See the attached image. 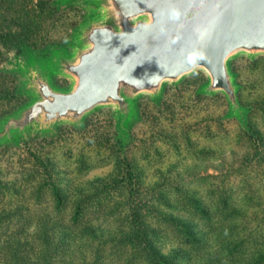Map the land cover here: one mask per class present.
<instances>
[{
  "label": "trees",
  "instance_id": "1",
  "mask_svg": "<svg viewBox=\"0 0 264 264\" xmlns=\"http://www.w3.org/2000/svg\"><path fill=\"white\" fill-rule=\"evenodd\" d=\"M61 19L56 0H0V65L10 51L40 50L54 33H67ZM17 89L13 76L0 70V119L27 103ZM173 95L140 112L136 126L147 127V135L137 138L131 131L127 144L117 132L111 136L87 120L81 131L63 127L98 138L92 150L98 157L107 153L114 163L106 177L80 182L52 157L28 151V158L17 163L19 178H0V264H264L260 187L253 191L244 180L239 202L234 185L226 183L231 173L255 171V156L258 165L264 164V136L248 118V130L240 128L237 137L240 154L231 150L225 160L204 144L227 139L223 130L219 133L222 124L236 121L200 116L196 109L213 106L219 95L193 94L192 107L182 117L185 111L176 113L170 101ZM181 153L198 164L215 163L218 174L196 176L186 184V173L159 167L166 155ZM66 159H74L63 164L74 166L68 168L79 170L78 175L91 166L85 154Z\"/></svg>",
  "mask_w": 264,
  "mask_h": 264
},
{
  "label": "water",
  "instance_id": "2",
  "mask_svg": "<svg viewBox=\"0 0 264 264\" xmlns=\"http://www.w3.org/2000/svg\"><path fill=\"white\" fill-rule=\"evenodd\" d=\"M60 8L79 1L91 14L75 31L71 53L51 49L46 60L32 52L12 65L19 92L30 100L0 119V148L25 138L52 137L62 126L83 130L85 120L113 110L117 137L131 140L140 120L138 100L159 105L167 86L196 72L206 77L196 94L222 95L228 111L248 130V109L238 98L232 60L264 58V0H56ZM206 56L193 71L184 57ZM54 77L69 81L57 87Z\"/></svg>",
  "mask_w": 264,
  "mask_h": 264
},
{
  "label": "rangeland",
  "instance_id": "3",
  "mask_svg": "<svg viewBox=\"0 0 264 264\" xmlns=\"http://www.w3.org/2000/svg\"><path fill=\"white\" fill-rule=\"evenodd\" d=\"M57 8L61 11L62 14L60 25L62 26V29L67 33H62L60 30L59 32L54 33L52 41L45 43V45L41 47L40 50H32L22 47L19 50L15 49L13 51H10L9 53H7L5 61L0 65L1 71L13 76L18 89L20 85V78L17 74L10 72L12 65L17 62H24L26 60L25 53L27 52H32L42 60H46L48 58L49 51L51 49H59L67 53H71L72 49L70 48V41L72 39L74 31L88 17L91 16L90 12L79 1L73 2L72 4L64 8H60L57 5ZM261 59L262 60H259L258 58L251 61L246 57H238L232 60L231 70L236 75V82L239 85V102L241 106L248 109L247 120L249 118L255 128L259 130V132H261L264 136V58ZM53 80L57 87H67L69 85V81L61 77H54ZM205 83L206 77L201 72H196L191 77L187 78L186 82L177 86L179 87L178 89L180 91L173 92L171 88L174 87L167 86V95L165 96L163 94L162 98L169 97L171 93H174V95L170 98V101H172V103L174 104L173 107L176 108V113L177 111L181 110L185 111V113H180L182 114V117L187 112H189V109L192 107V95L196 94L197 90ZM18 89L17 91L18 93H20ZM20 94L26 97V102L30 100L29 96L23 93ZM219 97L221 98L220 101L215 103L213 106H209L203 110V107H201V105H197L196 109L197 111H199V115L204 116L207 114H211L213 115V117L222 115L221 119L227 120L224 118L228 111V108L226 107L227 103L224 102L225 99L222 95H219ZM193 103L196 104V102ZM137 104L140 114V112L143 111L148 112V105L153 103L148 97H142L138 100ZM180 114L178 115L179 118H181ZM86 120L88 121V124H93L97 130L108 133L111 136H113V134H116L117 132L115 129L116 122L113 118L112 109L101 110L89 116ZM139 121L135 122L131 129V131L136 135L137 138L146 136L148 132L147 127H138V125L136 126ZM222 125L224 129L221 127L219 133L223 134L224 131V134H226L228 138L225 140L215 138L210 141H205L204 145L206 148L218 152L222 158L227 160L231 150L235 151V154L237 156L240 154L241 149L236 145V142L241 127L240 125H238L237 121L235 123H225ZM63 127L73 128L71 126H62L58 129L54 136L44 138H59L58 142H55L54 144L44 142L42 137L31 135L26 137L24 142H22L18 147L9 146L0 148V178L7 181L19 178L20 174L18 172L20 169H18L17 163L20 162V159L23 160L28 158V151L31 154L52 157L55 161L59 162V169H61L62 171L64 170L65 173L69 175V177H73L76 174L79 177L78 181L80 182H86L98 177H106L112 173L114 169V163L113 161H111V159L106 158L107 153H104V155L98 157L96 156V154L99 153H97V151L95 150H92V146H95L94 142H97L98 138L89 139L87 136L83 137L75 135L69 133L65 129L63 130ZM161 127L167 129L164 123L161 124ZM84 128L85 125L83 127V130ZM90 140H92V143H90ZM160 150L164 153V146ZM70 154H73L75 156V159H77L80 154L91 156V166L89 167V169L78 175V173H81L79 170L73 171L69 169L68 166L70 165L64 167V162L72 163L74 160L73 159L70 161L66 159ZM100 158H103V161H101ZM231 158L229 159L231 160ZM256 161L257 156H255V171L249 172L247 170H243V172L240 174L231 173L226 178V183L234 185L233 195L235 201L240 202V200L243 198L242 192L246 190L245 188L243 190L244 180H247V182H249L253 191L254 188L258 189L260 187L259 193L262 195L261 199L264 200V164H259V166ZM11 163L15 165V168H9ZM173 165H176V168H173ZM215 165L216 164L212 162L198 164L191 158V156L186 155L185 153H181L180 155L176 156L166 155L163 163L159 167L163 170L171 167V174H174V172L176 171L186 173L185 182L186 184H188V180L192 182V180L194 179L193 177L196 176L217 175L218 172L216 171ZM247 166H249V164ZM70 167L73 168L74 166ZM228 169L232 170L231 168ZM255 184L259 185H257L256 187ZM191 185L195 186V184L193 183H191Z\"/></svg>",
  "mask_w": 264,
  "mask_h": 264
},
{
  "label": "clouds",
  "instance_id": "4",
  "mask_svg": "<svg viewBox=\"0 0 264 264\" xmlns=\"http://www.w3.org/2000/svg\"><path fill=\"white\" fill-rule=\"evenodd\" d=\"M205 59H206V56L204 55L202 51L193 50L184 57V62L190 65L193 71H195V68L198 65V62L201 60H205Z\"/></svg>",
  "mask_w": 264,
  "mask_h": 264
}]
</instances>
